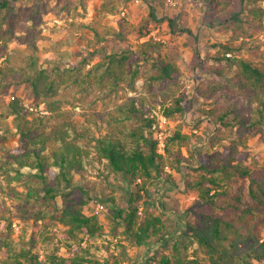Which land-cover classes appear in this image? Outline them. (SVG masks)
<instances>
[{"label":"trees","instance_id":"obj_1","mask_svg":"<svg viewBox=\"0 0 264 264\" xmlns=\"http://www.w3.org/2000/svg\"><path fill=\"white\" fill-rule=\"evenodd\" d=\"M15 1L0 0V33L4 28L13 35L16 29L23 30L17 38L36 50L34 42L43 39L37 27L49 5L42 0H22L23 5L29 4L31 14L25 20L23 7L16 6ZM220 2L208 0V17L212 22L221 9ZM101 8L114 13L119 5L106 0ZM122 10L118 12L122 14ZM251 12L264 29V7L253 8ZM237 14L231 18L237 21ZM150 15L156 24L165 20L158 19L155 6H151ZM178 18L183 17L167 19L173 32L178 28L181 33L194 34L190 27L177 25ZM141 30L140 36H148V26ZM120 35L122 49L120 46L109 51L96 48L68 67L38 66L30 55L22 74L14 77L17 85H30L34 98L44 104L42 112L48 114L39 113L28 119L26 114L30 111L22 98L14 97L8 103V114L17 120L19 145L0 150V181L5 182L0 183V191L20 202L17 209L23 210V220H31L33 225L41 222L46 228L53 222L64 227L66 232L60 237L66 242L68 254H51L42 260L27 248L13 250L11 243L6 242L0 264H102L94 259L89 248L81 245V236L100 238L109 231L117 234L121 229L122 235L135 245L155 242L170 246V254L156 256L157 264L264 263V238L261 231L253 229L256 225L264 227V162L245 164L240 149L251 130L264 137V63L240 55L247 42L234 45L242 36L237 29L226 43H215L214 47L219 49L200 57L201 63H196L201 65L204 79L196 78L195 86L196 92L203 90V96L213 100L211 108L201 109L202 118L198 121L206 120L214 129L198 133V121H194L189 124L192 132L188 133L182 125L198 100L182 89L180 64L160 56L162 42L148 38L138 50L131 45L126 32ZM253 51L258 55L260 47H254ZM95 57L98 61L92 63L91 58ZM143 62H148L149 68L141 73ZM139 77L141 88L137 85ZM124 82L137 94L105 112L101 125L90 120L82 123L70 117L62 118L61 94L70 86H78L87 95L85 100L92 103L105 91L115 92ZM3 86L6 81L2 78L0 88ZM158 114L177 122L170 134L163 137V152L159 151ZM51 119L62 120L49 125ZM215 129L232 133L236 129L223 151L213 149V140L219 138ZM198 144L202 147L192 148ZM207 145L212 147L211 151L205 149ZM184 148L189 155L183 152ZM91 159L103 164L108 173L121 174L125 183L124 197L99 198L109 205V231L98 213L88 214L85 210L92 200L83 184ZM24 168L30 171H22ZM174 172L180 178L186 175L185 186L196 193V206L186 211L194 220L191 222L189 215L185 216L184 228L179 221L168 225L165 212L158 210L161 200L157 190L164 179L175 180ZM75 176L79 178L77 187L81 194L74 192ZM31 200H40L37 204L44 206L33 215L23 207ZM140 206L143 217L139 215ZM194 246L191 257L188 250Z\"/></svg>","mask_w":264,"mask_h":264},{"label":"rangeland","instance_id":"obj_2","mask_svg":"<svg viewBox=\"0 0 264 264\" xmlns=\"http://www.w3.org/2000/svg\"><path fill=\"white\" fill-rule=\"evenodd\" d=\"M111 1L119 5V9H123L122 11L125 13L123 18L121 12H118L119 9L114 13L106 9L102 10L101 7L106 0H42V2L48 3L49 11L41 14L37 33L43 39L34 42L37 46L36 50L17 38L16 35H22L23 30L16 29L14 35L8 33L6 28L1 31L0 79L3 78L6 81V86L0 88V150L19 145L17 120L7 112V105L10 100L14 97L23 99L25 107L30 111L26 114L28 119H34L39 113L48 114L46 111L42 112L44 104L34 98L30 85L27 83L17 85L14 78L22 74L24 67L31 58L30 55L35 57L38 66L59 64L68 67L72 63H79L82 60V54L87 55L96 48L109 51L111 48L118 50L120 46L122 49L121 39L119 40L122 32L127 33V38L132 42L131 45L134 49L139 50V45L148 38L162 42L163 46L159 49L160 56L175 59L180 64L182 76L179 82L182 89L189 96L195 95L198 100L193 112L184 120L182 125L188 133L192 132L189 124L202 118L201 109L212 107V98L203 96V90L195 91L196 78L204 79L200 70L201 65L196 63H201L202 58L200 57H205L208 53L214 54L219 49L214 47L215 43H226L232 37L234 30L237 29L242 36L234 41V45H239L242 41L247 42L246 49L240 55L253 59L256 63H264V29L251 12L253 8L264 7V0H220L218 7L221 9L213 22L208 17V0ZM15 4L23 7V18L27 20L31 15L28 9L29 4L23 5L22 0L15 1ZM151 6H155L158 19L165 18L162 23L156 24L152 20ZM235 13H238L237 21L231 18V15ZM177 15H182L183 18H178L176 24L180 27H190L194 34L181 33L178 28H175V32H173L167 19L176 18ZM29 23L31 22L29 21ZM145 25L149 27V34L148 36H140V31H143L141 29ZM257 46L260 47L258 55L253 51V48ZM97 61L98 58H91L92 63ZM211 61L213 62V60ZM143 63L145 64L140 68L141 73L144 69L149 68L148 62ZM192 63L195 65L193 66ZM89 66L83 71H87ZM140 77L137 85L141 88L143 84ZM65 78H67L66 75ZM81 91L78 86L72 85L61 94L64 100L62 118L70 117V119H76L82 123L90 120L98 125H101L102 116L105 112L112 110L115 104L121 103L128 96L137 94L131 90L127 82L121 83L113 93L103 92L100 98H94L95 101L92 103L85 100L87 95ZM89 103L92 106L87 108L86 105ZM158 115V137L161 135L164 137L177 126V122ZM61 120L51 119L49 125L60 123ZM198 125L199 128L196 130L198 133L204 134L214 129L206 120L198 121ZM103 131L104 128L101 129V132ZM214 131L217 132L219 138L213 140V149L218 148L223 151L229 145L230 138L234 136L236 129L233 133L228 130L218 132L215 129ZM253 132L254 130L250 131V136L245 145L240 146L245 155L243 161L245 164L256 161L257 164L264 162V137L260 133L254 134ZM207 146L205 149L211 151L212 147ZM200 147L202 145L198 144L192 148L198 149ZM183 152L189 155L186 148L183 149ZM22 171L28 172L30 170L24 168ZM167 171H170L169 168ZM174 175L175 180L164 179L157 190V196L161 200L158 210L162 213L165 212L163 215L168 225L171 226L175 221H179L181 227L184 228L185 216L189 215L188 218H191V222L194 220L186 211L196 206V193L185 186L186 175L181 178L178 173L174 172ZM3 181L0 183H5ZM137 181L139 182L140 179ZM78 182L79 178L75 176V186L73 187L75 194H81L77 187ZM83 184L92 199L85 209L86 212L88 214L98 213L101 221L106 225L107 231H109L111 225V221L107 217L109 205L99 198L124 197L125 188L122 185L125 183L123 177L121 174L108 173L103 164H98L91 159L88 162V171L83 179ZM152 187V185L149 186V188ZM37 202L41 201L31 200L29 204L24 203L23 207L27 208L29 215H33L36 209L44 207ZM18 203L20 202L0 191V256L4 258L2 248L6 242L11 243L13 250L19 251L25 247L33 254L39 255V259L42 260L51 254L67 255L66 242L60 237L62 233L66 232V229L59 227L57 222H53L46 228L41 222L33 225L31 220H23L22 214L24 212L21 208L17 209ZM61 203V200L58 199L59 206ZM100 205H103L104 208L99 207ZM200 207L210 210L206 206L201 205ZM139 215L140 217L144 215L142 206H140ZM253 229L261 231L264 238L262 225H256ZM121 231L122 229L117 234L109 231L108 234L100 238L90 239L81 236L83 239L81 245L89 248L94 259L102 264H152L153 262L157 264L160 255L163 253L170 254V246L155 242H151L150 245L138 246L122 235ZM195 247L188 250L191 257H193L192 251Z\"/></svg>","mask_w":264,"mask_h":264},{"label":"built area","instance_id":"obj_3","mask_svg":"<svg viewBox=\"0 0 264 264\" xmlns=\"http://www.w3.org/2000/svg\"><path fill=\"white\" fill-rule=\"evenodd\" d=\"M122 14H124V13H122ZM159 137H160V142H159V151H160V152H163V146H164L163 137H162V135H161V136H159ZM99 207L103 208V206H102V205H100Z\"/></svg>","mask_w":264,"mask_h":264}]
</instances>
